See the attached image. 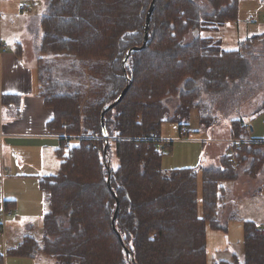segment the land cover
Listing matches in <instances>:
<instances>
[{"label":"trees","instance_id":"1","mask_svg":"<svg viewBox=\"0 0 264 264\" xmlns=\"http://www.w3.org/2000/svg\"><path fill=\"white\" fill-rule=\"evenodd\" d=\"M240 1L155 0L146 46L122 67L125 52L142 44L151 0H47L36 59L39 95L54 111L49 131L81 141L71 146L60 138L59 170L39 180L49 205L42 238L26 235L4 252L0 244V264L6 257L38 256L56 264H207V228L227 231L218 220L224 184L256 177L264 166V137L252 138L242 119L231 120L220 165L199 171L161 169L164 153L157 147L165 143L159 137L166 122L196 110L205 119L201 92L218 94L249 74L247 56L264 36L229 50L220 38L238 21ZM125 74L129 89L103 117L104 156L100 114L128 84ZM10 99L19 97H1ZM173 99L169 112L165 101ZM112 193L119 200L115 227L123 244L111 226ZM236 220L231 213L228 221ZM242 223V258L213 264H264V230Z\"/></svg>","mask_w":264,"mask_h":264},{"label":"rangeland","instance_id":"2","mask_svg":"<svg viewBox=\"0 0 264 264\" xmlns=\"http://www.w3.org/2000/svg\"><path fill=\"white\" fill-rule=\"evenodd\" d=\"M32 2L37 4V8H34L32 13L28 14L21 10L22 4L31 7L30 3ZM42 6L44 7L43 14H41ZM8 8L10 9L9 15L5 12ZM46 11L47 0H0V14L2 17L0 21L1 35L3 39L7 38L12 41L10 45L14 44L16 48L22 46L21 55L23 61L27 63L36 64L42 34L41 29L38 31L37 27L36 30L33 26L32 29L28 28L23 17H32L31 19L34 21V17L40 14L41 17H43ZM263 12L264 0H241L237 21L238 28L237 24H233L230 25V28H227L221 33L220 38L222 47L227 50L236 49L238 43L244 39L246 33H256L255 31L246 32V25L244 24L245 22L255 23L258 18L262 20ZM258 13L261 15H258ZM3 43H5V40H3ZM252 51H257V54L264 56V44L257 48L255 46ZM250 55L252 56L254 54L250 53ZM254 56L252 64L248 61L250 64V72L246 77H243L241 80L236 79L234 81H229L224 90L218 94L211 95L201 92V97L203 98L202 102L204 101V103L207 104L205 108L201 110L204 113H202L205 117L204 121L199 119V113L196 110L191 111L186 119L168 121L162 126L161 137L169 138V135L174 132L178 134L180 125L186 126L189 130L188 135L184 136L183 143L172 145V150L169 152L172 153L173 156L167 153L163 156V166L165 169L191 167L198 171L202 165L218 166L220 164L217 160L220 144L217 142L214 143L213 140L227 139L229 135V121L239 117V115H250V110L252 111L253 108H258V106H260L261 102L257 104L252 100H264V59L260 60L259 55ZM251 65L256 66L258 70H256V68L252 69ZM36 74H38L37 71ZM253 81H255L257 85L255 87L257 89L253 88L251 90ZM250 96L251 98H249ZM175 101L174 99L165 101L169 112L173 111ZM206 123L207 125L211 124V126L208 127L209 129L204 127ZM248 123L258 134L264 133V114L259 117H253V122L248 121ZM250 126L246 127L249 133L253 132ZM257 133L253 135L254 138L258 137ZM167 145L168 144L165 145V150ZM205 152L208 155H206V162L202 163ZM113 162L114 164L117 163L116 160ZM224 185L227 190L226 202L219 213L218 220L221 224H227V231L223 232L222 230L218 231L207 228V264H213L220 259L227 260L230 255L242 258V222L244 220L251 219L257 226L264 228V166L258 172L254 180L241 175L238 181L228 182ZM26 203L29 204V202ZM40 211L41 208L39 213H41ZM231 213L237 218L236 221H228V217ZM15 217L16 216H13L10 219L14 220ZM38 221L39 216L34 215L29 218L28 223H33L38 226ZM7 229H9V226ZM25 233H27V231L24 229V225H21L18 228V232H16V236L20 237ZM5 261V264H56L55 260L42 256H38L33 260L9 257L6 258Z\"/></svg>","mask_w":264,"mask_h":264},{"label":"crops","instance_id":"3","mask_svg":"<svg viewBox=\"0 0 264 264\" xmlns=\"http://www.w3.org/2000/svg\"><path fill=\"white\" fill-rule=\"evenodd\" d=\"M30 4L31 7L22 4L21 10L28 14L32 13L34 8H37V4L33 2ZM9 11V8L5 10L7 15H9ZM43 12L44 7L42 6L41 14H43ZM41 14L34 17V21H32V17H23L26 26L30 29H32L33 26L35 30L37 27L39 31L40 20L42 18ZM258 15L261 14L258 13ZM1 18L0 14V21ZM234 24H237L238 28V22ZM244 25H246V32H256L253 34L246 33L244 39L255 35L264 36L263 17L262 20L258 18L255 23L245 22ZM3 40H5V43H3ZM10 42L12 41L7 38L3 39L0 31V212H13V214L5 216L1 220V224L4 226L3 236L0 237V244L3 248V252L9 249H15V246L19 245L21 239L26 235L33 236L37 240L42 238V220L49 209V205L47 193L39 187V180L47 175H53L55 172H58L59 160L56 156V151L59 147V139L66 137L63 131H49L47 128V123L54 117V111L51 107L45 105L44 99L39 95V84L36 74L37 61L36 64L23 61L21 53H19L20 57L17 54V51L19 52L17 48L19 47L16 48L14 44L10 45ZM263 42L257 45L256 48L262 46L264 44ZM20 48H22V46H20ZM251 53L259 55L260 60L264 59V56L257 54V51H252ZM254 55L251 56L249 54L248 56L250 64H252L253 57H255ZM253 68L255 69L256 66L253 65L252 69ZM256 70L258 69L256 68ZM252 84L251 90L253 88L257 89L255 87L257 86L255 81H253ZM6 95L19 97V100H1V97ZM249 98H251V96ZM252 101L257 104L261 102L260 106H258V108H253L252 111L250 110V115H239V117L231 120L242 119L246 126H250L248 121L253 122V117H259L264 114V100ZM210 126L211 124H206L204 127L209 129L208 127ZM182 127V130L179 128L178 134L174 132L169 135V138L161 137L160 132L159 138L168 144L166 150L157 147L164 155L167 153L173 156L172 153L169 152L172 150V145L184 142V136L188 135L189 130L186 126ZM250 127L252 128V126ZM183 130H185V132H183ZM228 131H230V126ZM256 133L254 129L250 134L248 132L252 138H254L253 135ZM257 135L258 137L256 138L259 139L264 137V133H257ZM66 138L69 139V144L71 146H77L81 141V137L79 136H69ZM213 142L220 144L219 156H217V160L220 162V158L227 148V143L230 142L229 135L227 139L213 140ZM206 155L208 154L205 152L202 163L206 162ZM163 165L162 158L160 166L161 169L165 171L174 169H191L197 171L191 167L165 169ZM205 167H210V165L201 166V168ZM198 184L200 189V174H198ZM26 202H29V204ZM40 208L41 213H39ZM34 215L39 216L38 226L33 223H28L29 218ZM13 216L16 217L14 220H11L10 218ZM249 220L253 221L251 219ZM21 225H24V229L27 233L17 237L16 232H18V228ZM8 226L9 229H7ZM258 228L264 230L263 227L258 226ZM231 257L230 255L227 260L220 259L218 261H229ZM5 259L4 263H6ZM33 259L35 258H31V260Z\"/></svg>","mask_w":264,"mask_h":264},{"label":"water","instance_id":"4","mask_svg":"<svg viewBox=\"0 0 264 264\" xmlns=\"http://www.w3.org/2000/svg\"><path fill=\"white\" fill-rule=\"evenodd\" d=\"M154 4H155V0H151L150 4H149V7L146 11V15H145V21H144V32H143V40H142V44L140 47H132L130 49H128L123 58H122V67H125L127 61H128V58L129 56L134 52V51H139V50H142L145 46H146V43H147V40H148V31H149V22H150V17H151V14L153 12V9H154ZM125 79L126 81H128V84L125 86V88L122 90V92L120 93V95L111 103L109 104L108 106H106L101 114H100V118H101V127H102V135H103V138H104V141H105V145H104V148H103V154L104 156L107 154V141H108V137H107V132H106V129H105V126H104V122H103V117H104V114L109 111L110 109H112L115 105H117L121 100L122 98L124 97L126 91L128 90L130 84H131V79H129L126 74H125ZM106 167H107V173H108V176H107V179H106V186L108 188L109 191H111V184H110V173H111V170H110V167H109V164L106 163ZM114 198H115V203H116V206H115V210H114V214H113V217H112V220H111V226H112V229L113 231L116 233L117 237L119 238V241L121 244H123V241L121 239V236L120 234L117 232L116 230V227H115V220H116V217H117V214H118V209H119V200L117 197H115V194L112 193ZM124 251H125V254L126 256H129V251L127 250V248L123 247ZM132 260V259H131Z\"/></svg>","mask_w":264,"mask_h":264},{"label":"built area","instance_id":"5","mask_svg":"<svg viewBox=\"0 0 264 264\" xmlns=\"http://www.w3.org/2000/svg\"><path fill=\"white\" fill-rule=\"evenodd\" d=\"M263 17H264V12H263ZM183 132H185V130H183ZM66 144H69V142L68 141H66ZM164 145V146H163ZM165 145H166V143H163V144H161L160 146H158L159 148H161V149H164L165 148ZM11 215V212H0V224H1V220L3 219V217H5V216H10ZM2 225V224H1ZM3 236V231L1 232L0 231V237H2ZM17 246H15V248H16Z\"/></svg>","mask_w":264,"mask_h":264}]
</instances>
